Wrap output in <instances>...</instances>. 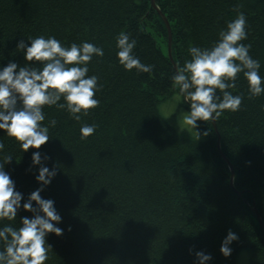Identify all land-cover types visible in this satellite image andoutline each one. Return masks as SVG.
<instances>
[{
	"label": "trees",
	"instance_id": "obj_1",
	"mask_svg": "<svg viewBox=\"0 0 264 264\" xmlns=\"http://www.w3.org/2000/svg\"><path fill=\"white\" fill-rule=\"evenodd\" d=\"M154 1L157 9L152 0H0V70L9 63L42 69L18 49L20 41L31 46L41 35L64 47L88 42L104 51L86 65L99 89V105L87 116L77 121L66 108L45 106L42 126L50 139L27 152L0 129V163L13 157L5 171L23 196L15 221H0V228L18 229L23 218L32 219L23 204L43 187L41 197L54 202L61 217L55 226L63 231L46 235L51 249L45 264H199L200 251L211 255L208 264H235L242 251L250 264H264V228L252 211L264 226V93L249 98L248 81L238 74L229 91L243 97L239 110L198 120L194 137L176 131L160 112L178 95L177 111L190 113L174 87V65L191 59L190 46L212 47L236 9L246 16L241 43L251 44L264 81V0ZM158 11L171 28L174 64ZM121 32L136 40L133 54L154 65L152 72L120 64ZM84 124L97 126L88 138L81 136ZM37 151L42 165L57 172L48 186L37 180ZM229 231L238 240L226 258L220 249Z\"/></svg>",
	"mask_w": 264,
	"mask_h": 264
},
{
	"label": "clouds",
	"instance_id": "obj_2",
	"mask_svg": "<svg viewBox=\"0 0 264 264\" xmlns=\"http://www.w3.org/2000/svg\"><path fill=\"white\" fill-rule=\"evenodd\" d=\"M236 11L237 17L220 31L219 39L212 47H189L191 59L186 60L183 66H177L172 76L174 87L191 106L190 113L184 116V123L195 129L198 120L207 122L219 119L225 111L239 110L243 97L229 91L236 88L238 74L243 73L248 81L249 98L264 93L260 63L249 54L251 44L241 43L247 39L246 16L238 9ZM30 41L31 46L20 41L18 49H26V60L42 64V69L9 63L0 70V129L19 142L24 152L38 150L50 139L49 128L42 126L45 106L66 108L77 121L98 107L99 101L95 98L99 90L98 77H89L86 65L94 56L104 55L102 48L88 42L64 47L55 37L46 39L43 35ZM136 43L124 32L118 35L120 64L128 71L152 72L154 65L141 63L133 54ZM62 98L64 103H59ZM56 123V120L50 121L53 127ZM96 127L84 124L80 129L82 138L93 135ZM208 134L205 132L204 136ZM3 149L4 144L0 142V150ZM12 159L11 155H7L4 163H0V221H15L23 199L5 171V166ZM33 163L40 165L38 182L48 186L57 175L56 169L43 166L38 151L33 154ZM43 190L42 187L32 192L28 202L23 204L25 211L34 213L32 219L23 218L22 227L18 229L8 225L0 228V242L3 243L0 264H45L51 249L46 243V235L63 234L62 229L55 226L61 222V217L54 202L41 197ZM33 202L37 208H33ZM237 240L238 236L229 231L220 249L226 258L231 256V244ZM196 257L199 264H208L212 259L203 251L197 252Z\"/></svg>",
	"mask_w": 264,
	"mask_h": 264
},
{
	"label": "rangeland",
	"instance_id": "obj_3",
	"mask_svg": "<svg viewBox=\"0 0 264 264\" xmlns=\"http://www.w3.org/2000/svg\"><path fill=\"white\" fill-rule=\"evenodd\" d=\"M180 102V96L175 95L172 99L161 106L160 112L176 131L188 137H194L196 129L184 123V116L189 112H187L184 108L177 111ZM249 255L250 254L247 251L240 252L237 255L235 264H250Z\"/></svg>",
	"mask_w": 264,
	"mask_h": 264
},
{
	"label": "water",
	"instance_id": "obj_4",
	"mask_svg": "<svg viewBox=\"0 0 264 264\" xmlns=\"http://www.w3.org/2000/svg\"><path fill=\"white\" fill-rule=\"evenodd\" d=\"M152 7L157 9L154 0H152ZM158 12H159L162 20L164 21L166 29L168 31V57H169L170 61L174 64V60H173V57H172V34H171V28H170L169 22L167 21L165 16L160 11H158ZM174 67L177 70V66L174 65ZM232 183H233V178L231 179V184ZM252 211L256 215L257 220L259 221L260 225L264 228V226L261 224L260 216L258 215L256 209L253 208Z\"/></svg>",
	"mask_w": 264,
	"mask_h": 264
},
{
	"label": "bare ground",
	"instance_id": "obj_5",
	"mask_svg": "<svg viewBox=\"0 0 264 264\" xmlns=\"http://www.w3.org/2000/svg\"><path fill=\"white\" fill-rule=\"evenodd\" d=\"M213 125H214V121H213ZM230 169H231V173H232V178H233V176H234V172H233V170H232V167L230 166ZM253 210V209H252Z\"/></svg>",
	"mask_w": 264,
	"mask_h": 264
}]
</instances>
